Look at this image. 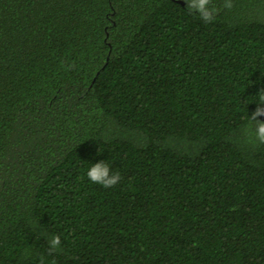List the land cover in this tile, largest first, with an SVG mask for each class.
Segmentation results:
<instances>
[{"label": "trees", "instance_id": "obj_1", "mask_svg": "<svg viewBox=\"0 0 264 264\" xmlns=\"http://www.w3.org/2000/svg\"><path fill=\"white\" fill-rule=\"evenodd\" d=\"M224 2L0 0V264H264V0Z\"/></svg>", "mask_w": 264, "mask_h": 264}, {"label": "clouds", "instance_id": "obj_2", "mask_svg": "<svg viewBox=\"0 0 264 264\" xmlns=\"http://www.w3.org/2000/svg\"><path fill=\"white\" fill-rule=\"evenodd\" d=\"M211 2L212 0H186L188 9L192 12L198 13L201 19L205 22L213 21L215 14L218 11L215 7H209ZM223 7L231 9L233 7L231 0H225ZM71 67L72 65L68 66V68ZM259 101L260 103L250 116L249 124L244 130L245 138L247 142L251 144H256L257 142L259 144H264V122L257 119V117L264 115V107H261L264 105V94L259 96ZM253 135L255 137L254 139ZM86 175L91 183L101 185L104 188L114 187L121 180L119 172H113L105 161L92 164ZM48 244L50 254L52 251L59 250L61 247L60 235H53L51 239L48 240Z\"/></svg>", "mask_w": 264, "mask_h": 264}, {"label": "water", "instance_id": "obj_3", "mask_svg": "<svg viewBox=\"0 0 264 264\" xmlns=\"http://www.w3.org/2000/svg\"><path fill=\"white\" fill-rule=\"evenodd\" d=\"M259 119L264 122V115L259 116Z\"/></svg>", "mask_w": 264, "mask_h": 264}]
</instances>
